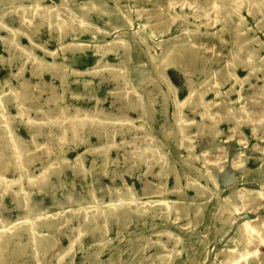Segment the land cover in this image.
I'll list each match as a JSON object with an SVG mask.
<instances>
[{
    "label": "rangeland",
    "instance_id": "1",
    "mask_svg": "<svg viewBox=\"0 0 264 264\" xmlns=\"http://www.w3.org/2000/svg\"><path fill=\"white\" fill-rule=\"evenodd\" d=\"M185 1L188 4L181 7L172 6L170 0H0L4 26L0 28V99L14 135L32 151L27 161L29 181L10 162L7 148L0 150V162H7L0 165V233L8 236L15 231L0 250V264H221L226 250L242 244L238 226L264 217V195L259 197L264 194L262 73L247 74L242 68L246 55L239 50L232 6H225V0ZM215 3L223 13L212 20ZM44 8L58 15L65 31L44 20L38 24ZM181 11L192 21L189 29L199 25L197 30H182V21L175 18ZM205 13L210 15L207 22ZM241 14L250 35L264 42L259 15L249 16L244 7ZM22 15L31 17L30 23H21ZM79 20L107 35L80 32ZM114 39L127 43V55L121 47L116 56L94 55L98 46L101 53ZM169 41L173 47L191 44L195 54L182 67H162L155 53L158 44ZM27 51L41 58L42 68L26 58ZM260 54L264 56V50ZM105 62L118 68H99ZM53 65L58 68H50ZM113 69L125 71L142 108H128L129 98L120 90L123 81L113 78ZM229 73L239 80L228 78ZM215 82L221 83L218 95ZM233 83V91L226 94ZM190 89H208L204 98L214 100L210 108L219 116L217 123L202 118V107L192 100L182 104ZM21 90L27 110L18 114L14 92ZM240 107L246 120L235 125L227 115ZM61 110L77 112L78 117L83 111H98L100 117L109 118L104 128L85 124L76 135L67 130L60 139L56 133H63V116L51 121L50 115ZM184 121H188L187 136L182 138ZM151 145L159 146L169 161L166 174H156L157 164L147 170L133 153ZM79 154L81 166H74ZM49 163L59 171L49 172L39 185L32 184ZM194 179L205 186L203 195L186 186ZM127 188L135 201L127 209L117 208L119 199L127 198ZM240 189L261 204L256 211L237 197L239 208L226 221V212L219 215L220 207ZM164 201L185 210L175 218ZM95 205L110 216L105 218L96 208L91 211ZM199 205L201 212L195 217ZM32 232L38 238L50 237L56 252L36 251ZM248 264L256 263L248 257Z\"/></svg>",
    "mask_w": 264,
    "mask_h": 264
},
{
    "label": "bare ground",
    "instance_id": "2",
    "mask_svg": "<svg viewBox=\"0 0 264 264\" xmlns=\"http://www.w3.org/2000/svg\"><path fill=\"white\" fill-rule=\"evenodd\" d=\"M179 4L181 7L188 4L185 0H170V4L172 6H175L176 4ZM225 6H232L235 10L237 15L234 17H231V20L235 21L234 23V29H235V35L237 38L238 43L240 44L239 50L241 52H244L246 55V60L242 65V68H247V74H250L252 72H261L262 76L260 77L263 84H264V56L260 54L262 50H264V42H262L259 37L257 36H251L249 31L251 30L250 27L247 26L246 21L243 18V15L241 14V9L244 7L247 11V14L249 16H257L259 15L257 23L261 26H264V0H225L224 2ZM190 6V4H189ZM38 12V11H37ZM211 12H213L214 17L212 20H217L219 15L223 13V9L219 7L218 4H214ZM205 21L210 20L209 13H205ZM54 18V19H53ZM175 18H180L182 21V30L187 32H192L198 29L199 25H196L194 29H189L190 24L192 21H189V17L186 13L183 11L179 12L175 15ZM39 19L40 22L38 24H42L43 20L47 23H49L50 27H55L61 31H65V27L63 26V22L58 17L56 13H53L49 8L41 9L39 12ZM31 17L22 15L20 16V22L24 23H30ZM71 30H74L75 25L72 23H69ZM77 26L80 28V32L91 30L92 33H100L102 35H107L106 32L101 31L100 29H93L91 26L87 25V23L83 22L82 20L78 21ZM2 21L0 19V28H3ZM167 28H164L161 30V32L167 31ZM3 42H7L6 38H2ZM11 42H15L17 46H19L16 42V40L12 39ZM109 47L105 49L104 51L100 52V47L95 50L94 55H98L100 57H103L105 54L110 53L114 56L117 55V49L118 47L122 48V51L124 55L128 54V46L127 43L123 40H117L114 39L111 42H109ZM170 41L165 43L158 44L160 46L159 51L155 53L156 58L159 60V63H162V67H166L168 65H174L177 67H182L186 63V61L192 57L195 54V50L191 44H189L187 47H184L182 45L180 46H170ZM34 46V45H33ZM69 46H71L69 44ZM22 49L21 47H19ZM43 52H47L49 55L54 57L56 55L55 51H47L46 49H42ZM26 58L30 60L36 68H42L41 64V58L38 57L35 53L32 51L26 52ZM125 58L120 59L121 62L124 61ZM100 64V60L97 62ZM118 65H112L108 64V62H105L104 65L99 66L105 67V68H118L116 67ZM50 68H58L57 66L53 65ZM156 68V66L154 67ZM185 68V67H183ZM53 74H56V70H52ZM36 74H39L36 73ZM112 76L113 78L118 81H123V86L120 89L122 92H124V95L128 96L129 102H128V108L132 110H138V108H142V103L140 100V96L138 91L131 86V83L129 79L126 77V73L123 70H112ZM228 78H232L235 82H237L238 76L234 73H229ZM221 83L215 82V85L213 87L214 94L218 95L220 93L219 85ZM233 85H231L228 90H226V94H229L233 91ZM212 88V87H211ZM208 89H205L202 92H196L192 89L189 91V96L182 102H188L190 100L193 101L195 106H201L200 109V115L202 118H209L212 123H217L219 120V116L217 113H215L213 110H211L210 105L211 103H214V100L208 101L205 100L204 94L207 92ZM241 98L240 93L238 94V99ZM14 99H15V106L17 108V113L22 114L24 111H26V107L22 106L24 100H25V94L24 91H15L14 92ZM122 105L120 106V108ZM125 107V105L123 106ZM5 103L4 100L0 99V126H3L2 132L0 134V150L3 147H6L8 150V153L10 154V162L13 164V166L19 171L20 176H27L29 177V181H32V175L29 172L28 169V157H31L32 151L26 150L22 144L20 143L19 139L14 135L12 127H10V124L8 122L7 113H5ZM42 113H48L49 111H41ZM84 114L81 117L77 116V112H69V111H58L56 115H50V120H54L55 118L60 117L59 114L63 116V120L61 122V127L63 129V133H56V136L60 139L64 138V134L67 130H71L73 133H75L77 130L80 129V127H83L85 124H91L93 123L94 126H101L102 128L105 127V122L108 121V116L100 117L98 111L91 112V111H83ZM28 114V112H26ZM229 114L231 116H229ZM228 117L230 119L234 120L235 125H238L241 121L246 120V116L244 115V107H240L237 110H232L228 112ZM35 118H29L28 120L30 122H34ZM188 121H184L183 125L180 128V132L182 133V138H185L187 136L186 134V124ZM201 128V124L197 123V129ZM32 135L35 134V130H32ZM185 147L187 149H190V145L185 143ZM150 151V154L148 153ZM134 155L138 156L141 162H144L146 164L147 170H149L151 164H157L159 166V171L156 173L157 175L166 174L165 170L167 169L169 165V161L164 158L163 152L159 149V146L151 145L150 147L146 148L145 150L139 151L137 148L133 150ZM80 154L77 155L76 160L74 162V166H81V163H79ZM1 159V158H0ZM7 162H0V165L5 166ZM54 163H49L43 168V171L39 174V176L36 177L35 181L32 183L34 185H39L43 181H45L49 175V172L55 171L58 172L59 170L54 169L53 167ZM228 173L224 171L222 173V182L226 184L227 182ZM178 183V178L175 175V184ZM186 186L188 188H192L195 190L196 195H203L205 192V186L201 185L198 180H188ZM131 189H126V196L127 198L119 199V204L117 208L121 209H127L132 202L135 201V198L133 197ZM233 194L228 196L226 200L222 203L219 211V215L226 212L225 220H231L232 215L235 211L239 208V203L236 201L237 197H240L241 204H249L250 207L253 208V210L258 209V206H260L261 202L258 200H255V197L251 195L248 191L245 189H240L238 191H233ZM264 194L259 193V197H262ZM17 203L20 202V198L16 197ZM163 205H165L166 209L168 211L174 210L175 211V218H178L182 211L185 210L183 206L177 205L175 203L164 201L162 202ZM94 208H96L98 214H104V217L107 218L110 216V213L108 211H105L102 209V207H95L91 208V211H94ZM115 208V209H117ZM202 205L196 206L194 208V214L195 217L198 216L201 212ZM258 216V214H257ZM86 217V216H85ZM15 230V229H10ZM239 230V241L242 242L241 246L237 249L235 248H229L226 250L223 254V258L221 260V264H238L239 262L243 261V264H248V257L252 258V260L256 264H261V260L264 259V250L259 251V247L264 246V217H259L257 221H246L241 223L238 226ZM15 234V231L10 232L8 236L0 233V250L5 248L8 241L12 236ZM40 237V236H39ZM34 242V247L36 251H47V253H55L56 252V244L55 242H52L50 237L43 236L38 238L34 232L31 233V243ZM60 255V254H59Z\"/></svg>",
    "mask_w": 264,
    "mask_h": 264
}]
</instances>
